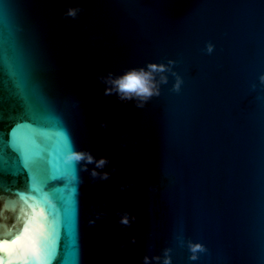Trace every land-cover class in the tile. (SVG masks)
<instances>
[{"label":"water","instance_id":"95a60500","mask_svg":"<svg viewBox=\"0 0 264 264\" xmlns=\"http://www.w3.org/2000/svg\"><path fill=\"white\" fill-rule=\"evenodd\" d=\"M168 60L178 93L104 95ZM262 74L264 0H0V264H264Z\"/></svg>","mask_w":264,"mask_h":264},{"label":"clouds","instance_id":"9594fccd","mask_svg":"<svg viewBox=\"0 0 264 264\" xmlns=\"http://www.w3.org/2000/svg\"><path fill=\"white\" fill-rule=\"evenodd\" d=\"M80 9H69L67 14L70 17L75 18ZM215 45L208 42L205 47V51L211 54L214 50ZM177 61L168 60L167 63H148L144 67L132 68L121 75H114L109 72L106 76H101L99 79L106 85L104 88V95L110 96L116 94L122 102L135 101V106L137 108H143L147 102L154 96L160 95V85L168 83V76L165 73H171L175 77V83L172 86V91L179 92L183 84L182 77L173 71V65ZM157 76L159 79H157ZM259 80L261 84H264V74L260 75ZM255 88V84L252 85ZM108 124L105 121H101V127H107ZM69 160H74L77 164L83 162V171H88V165L94 164L95 168L92 169L90 175L94 178L106 180L108 179V173L100 174L96 169H102L108 163L106 158L96 159L90 152H73L69 156ZM127 187V186H123ZM135 220L134 216H130L129 213L122 214L120 223L124 226L130 225L132 221ZM95 223V221H90ZM178 242L181 246L185 244L183 237H177ZM135 243V238L132 240ZM187 248L191 253L189 259L197 260L198 254L207 251L205 246L201 243H194L191 240L187 241ZM171 248H166L163 250V258L157 255L154 257L144 256L143 264H151V261L160 262L162 264H171Z\"/></svg>","mask_w":264,"mask_h":264},{"label":"snow or ice","instance_id":"6c2138e0","mask_svg":"<svg viewBox=\"0 0 264 264\" xmlns=\"http://www.w3.org/2000/svg\"><path fill=\"white\" fill-rule=\"evenodd\" d=\"M17 151L21 154L22 163H31L33 160V156L29 153L24 147L23 142H20V145L17 147Z\"/></svg>","mask_w":264,"mask_h":264}]
</instances>
